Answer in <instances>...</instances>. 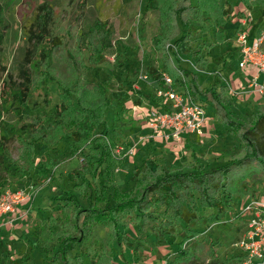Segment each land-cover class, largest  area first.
Instances as JSON below:
<instances>
[{"label": "rangeland", "instance_id": "374dc122", "mask_svg": "<svg viewBox=\"0 0 264 264\" xmlns=\"http://www.w3.org/2000/svg\"><path fill=\"white\" fill-rule=\"evenodd\" d=\"M218 1V7L214 2L209 3L211 8L207 4L206 13L211 20L191 24L186 29L190 33L189 41L176 50L182 66L199 72L201 92L212 85L214 75L220 73L224 55L228 65L220 78L228 84L231 78H240L236 60L239 53L234 38L240 32L239 23L246 14L252 17L251 27L264 24V0H245L247 2L242 1L239 5H235L237 1L234 0ZM41 4L48 5L52 10L54 35L60 39V45L50 52L45 51L43 56H40V50L47 43L36 42L33 36L37 8ZM156 4L157 0H0V154L4 153L0 159V181H14L12 186L4 187L7 189L31 187L34 192L27 215L16 217L24 211L19 208L14 224L0 228V250L7 251L10 259L19 258L27 250L29 242L26 237L33 241L34 233H38L39 245H53V240L46 235L48 227L42 224L50 211L48 199L62 189L73 188L71 174L83 162L78 153H64L71 146L70 140L58 145L59 154L34 145L38 155L51 160L53 181L33 185L35 170L29 167L25 143L19 134L32 130V124L39 131H42V125L50 127V130L53 127V106L58 102V96L55 88L45 82L43 70L46 66L64 85H72V80L79 74L88 89H95L96 83L107 87V96L112 101V106L106 111L107 127L114 129L117 141L113 155L117 159L124 158L121 167L114 172L119 189L126 190L132 186L131 171L143 158L148 157L153 168L154 157L151 155H160V151L156 162L161 165L181 167L183 170L192 168V159L185 147L176 153L172 144L159 141L151 145H148L151 141L142 143L137 146L134 155L125 156L139 137L140 123L144 122L147 112L153 107L149 99L155 95L158 86L146 72L149 66L155 67L161 58L153 46L161 26L160 11L157 9L160 6L156 7ZM225 9L227 14L223 13ZM221 30H224L222 40ZM197 51L207 59L204 70L194 66L192 54ZM96 56L100 59L98 63L94 62ZM28 58H32L31 62ZM88 67L91 69L87 70ZM24 75L29 79L26 80ZM21 87L27 88L23 97L18 93ZM201 98L207 116L206 130L204 128L202 134L195 135L189 144L198 151L203 167H214L237 155L239 147L229 127L216 119L209 96ZM261 101L264 102V97L257 95H240L238 98L230 93L228 98L234 119L245 124L251 122ZM125 143L129 145L126 150ZM154 144L159 146L153 147ZM141 147H145L146 151H140ZM7 158L8 162H5ZM37 161L38 158L34 162ZM246 185L247 188H240L241 192L233 195L220 221L204 225L199 220L192 228L200 231L196 237L198 240L210 237L213 242L212 249L205 248L203 244L199 248L200 260L204 264L209 261L212 264L244 262L245 248L241 243L247 239L249 216L242 218V212L256 199L264 202V175L253 177ZM255 196L258 198L255 199ZM82 204L86 206L87 201H82ZM210 212L213 211L206 210L204 213ZM150 227L148 223H138L129 225L125 230L128 241L122 252L127 263L118 257L117 249L108 245L107 237L100 231L98 244L104 247V253L96 258L94 264H165L177 252L183 225L170 228L165 238L160 240L155 239ZM38 228L43 231H38ZM74 253L72 251L71 256ZM213 253L217 257H213ZM43 254L42 248L37 246L30 253L29 263L40 264ZM9 258L6 262L10 261ZM84 264H89V261L84 259ZM254 264H264V259Z\"/></svg>", "mask_w": 264, "mask_h": 264}, {"label": "trees", "instance_id": "16d2710c", "mask_svg": "<svg viewBox=\"0 0 264 264\" xmlns=\"http://www.w3.org/2000/svg\"><path fill=\"white\" fill-rule=\"evenodd\" d=\"M234 1H237L235 5L247 2ZM212 2L218 7V0H157L161 26L154 37L153 46L161 54V58L155 67L149 66L146 72L158 86L162 85V74H168L173 85L184 84L191 97L201 104V97L209 96L216 119L229 127V131L236 137L238 154L224 164L203 167L198 151L187 146L192 158V168L189 170L165 167L156 162L159 155L153 154V168L149 165L148 157L143 158L131 171L132 186L121 190L116 184L114 172L121 167L124 158L117 159L113 155L117 141L114 129L107 127L106 111L112 106V101L107 96V87L96 83L95 89H88L79 74L72 80V85H64L46 66L43 70L45 82L49 87L55 88L58 96V102L53 106V127L50 130V127L42 125V131H39L32 124V130L19 134L25 143L29 167L35 170L33 185L43 184L46 180L53 181L51 160L38 155L34 145L45 147L52 154H59L58 145L70 140L71 146L64 153H78L83 162L71 174L73 188L62 189L48 199L50 211L42 224L48 227L46 235L53 240V245H39L38 233H34L33 241L26 237L29 247L19 258L10 259L6 255L7 251L0 250V264H30V253L37 246L44 253L40 264H84V259L89 264H94L96 258L104 253V247L98 244L100 231L107 237L108 245L117 249L118 257L127 263L122 252L128 241L125 230L129 225L138 223H148L157 240L164 239L170 228L183 225L179 232L181 242L177 252L165 264H204L200 260L202 257L199 248L203 244L212 249L213 242L210 237L198 240L196 237L200 231L192 228L199 220L204 225L220 221L233 195L241 192L240 188H247L246 183L253 177L264 175V102L256 107L250 123L234 119L228 103L229 84L220 78L228 65L225 55L221 58L220 73L217 72L212 85L201 92L199 72L182 66L180 55L176 53L177 47L189 41L190 33L186 29L191 24L211 20L206 12L207 4L209 6ZM37 9L33 36L36 42L47 43L40 50V56H43L45 51L50 52L58 47L60 39L54 35L52 10L46 4L39 5ZM223 13L227 14V10H223ZM259 28L257 25L252 26L250 35L254 36ZM239 29H242L240 25ZM223 31H220V40L223 39ZM1 38L0 35V41ZM234 44L237 47L235 38ZM192 57L194 66H200L204 70L208 64L206 57L200 51L194 52ZM31 59L28 58V61L31 62ZM99 60L98 56L94 62L98 63ZM24 78L29 79L26 75ZM26 90V87H21L19 95L23 97ZM149 100L159 110L167 109L155 95ZM120 110H123L122 107ZM28 138L31 140L28 141ZM128 146L125 143L124 150ZM2 155L4 156L3 152L0 159ZM36 158L38 161L34 162ZM5 162H8V158ZM13 183L0 181V194L7 189L5 186H12ZM256 198L258 197L255 196ZM82 201H87V205L84 206ZM206 210L213 212L205 215ZM242 214V218H245V212ZM38 231L42 232L43 229L38 228ZM72 251H75L73 256ZM212 256L217 257V254L213 253ZM8 258L10 261L6 262ZM208 264L212 263L209 261Z\"/></svg>", "mask_w": 264, "mask_h": 264}, {"label": "built area", "instance_id": "2783aa9c", "mask_svg": "<svg viewBox=\"0 0 264 264\" xmlns=\"http://www.w3.org/2000/svg\"><path fill=\"white\" fill-rule=\"evenodd\" d=\"M251 22V15L246 14L239 23L242 29L235 37L240 55L238 68L246 81L243 91L239 93L264 97V26L251 36ZM161 82L155 96L161 99V104L167 109L163 111L154 106L149 109L143 122L148 133L139 136L125 156L134 155L137 146L148 141L180 144L183 141L182 135H200L204 132L207 116L203 104L191 97L184 84L178 83L176 86L179 88H175L168 74H162ZM33 196L31 187L5 189L0 194V217H7V224L13 225L19 208L24 211L16 217L27 215ZM243 212L249 216V231L247 239L241 243L245 248L242 264H254L264 259V202L256 199Z\"/></svg>", "mask_w": 264, "mask_h": 264}, {"label": "crops", "instance_id": "0c3cea01", "mask_svg": "<svg viewBox=\"0 0 264 264\" xmlns=\"http://www.w3.org/2000/svg\"><path fill=\"white\" fill-rule=\"evenodd\" d=\"M239 57H240V55H239ZM239 57L237 58V61H239ZM238 63V62H237ZM239 73H240V78L238 77V78H231V83L229 84V93H232V94H234V95H236L238 98L240 97V91H243V88H244V86H245V84H246V81H245V77H244V75H243V73H242V71L241 70H239L238 71ZM262 78H264V76H262ZM240 87V88H239ZM251 96H253V95H251ZM262 102V101H261ZM212 104V103H211ZM213 105V104H212ZM140 131H139V136H143V135H146L147 133H148V130L147 129H145V126H144V123L142 122V124L140 123V129H139ZM205 130H206V128H205ZM195 135H189V134H184V135H182V139H183V141L180 143V144H177V143H175V142H170V144H172L173 146V150H176V153L177 152H180V150H181V148L182 147H191V148H194V147H192V145L191 144H189V141H191L192 139H193V137H194ZM153 142L154 141H151V143L150 144H148V145H151V144H153ZM156 143H158V142H156ZM157 145L159 146V144H154V146L153 147H157ZM183 145V146H182ZM146 148L145 147H141L140 148V151H144ZM187 149V148H186ZM195 149V148H194ZM188 150V149H187ZM196 150V149H195ZM146 151V150H145ZM189 151V150H188ZM160 155H161V151H160V153H159ZM156 155H158V153H156ZM159 155V156H160ZM189 155H190V151H189ZM191 157V156H190ZM192 159V158H191ZM173 168H181V167H173ZM7 217H0V228L2 227V228H4V227H6V225H7Z\"/></svg>", "mask_w": 264, "mask_h": 264}]
</instances>
